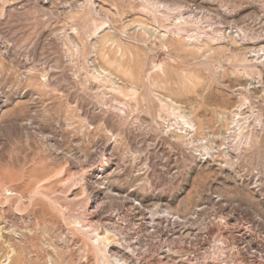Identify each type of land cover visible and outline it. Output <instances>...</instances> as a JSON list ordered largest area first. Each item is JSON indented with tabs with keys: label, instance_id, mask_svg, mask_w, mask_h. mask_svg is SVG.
<instances>
[{
	"label": "rangeland",
	"instance_id": "374dc122",
	"mask_svg": "<svg viewBox=\"0 0 264 264\" xmlns=\"http://www.w3.org/2000/svg\"><path fill=\"white\" fill-rule=\"evenodd\" d=\"M116 240L264 264V0H0V264Z\"/></svg>",
	"mask_w": 264,
	"mask_h": 264
},
{
	"label": "bare ground",
	"instance_id": "6f19581e",
	"mask_svg": "<svg viewBox=\"0 0 264 264\" xmlns=\"http://www.w3.org/2000/svg\"><path fill=\"white\" fill-rule=\"evenodd\" d=\"M113 214V213H112ZM156 218V217H155ZM117 219V218H116ZM140 219V218H139ZM118 220V219H117ZM107 223V222H106ZM109 223V222H108ZM114 224V223H113ZM98 225V224H97ZM98 227V226H97ZM113 230V229H112ZM251 230V229H250ZM249 231V230H248ZM112 233V232H111ZM229 233V232H228ZM242 233V232H241ZM109 231H106V234L105 235H103V236H99L98 237V241L99 240H106L107 242H109L110 241V239H109ZM198 234V233H197ZM245 234V233H244ZM249 234V233H248ZM117 235V234H116ZM243 235V233L240 235V236H242ZM218 236V235H217ZM239 236V235H238ZM245 236V235H244ZM113 237V236H112ZM222 238L224 239V240H226L225 238H226V233L225 234H223V236H222ZM113 239H114V237H113ZM139 239V238H138ZM114 241V240H113ZM117 241V240H116ZM100 242V241H99ZM110 243V242H109ZM115 243V242H114ZM117 244H116V246L117 247H115L118 251V254L117 255H115L116 256V262L118 263V264H132L133 263V261H132V263H131V253L130 252H128V250H130L131 249V251L132 252H135L136 250V247H137V245H131L130 247L128 246V249H121L122 247H120V243L117 241L116 242ZM134 243V242H133ZM111 244V243H110ZM122 244H124V243H122ZM217 245H218V243H217ZM122 246V245H121ZM114 248V247H113ZM124 248V247H123ZM168 248V254L170 255V253L173 251L170 247H167ZM161 251V250H160ZM136 253V252H135ZM166 253V252H165ZM175 253V252H174ZM130 254V255H129ZM168 254H166V255H168ZM168 255V256H169ZM172 255V254H171ZM130 257V258H129ZM171 257V256H170ZM165 258V257H164ZM161 259V258H160ZM261 259V258H260ZM133 260V259H132ZM135 260H136V258H135ZM134 260V261H135ZM162 260V259H161ZM259 260V259H258ZM163 261V260H162ZM182 261V260H181ZM180 260H179V262H181ZM226 262V261H225ZM161 263V262H160ZM139 264V263H138ZM174 264V263H173ZM208 264V263H207Z\"/></svg>",
	"mask_w": 264,
	"mask_h": 264
}]
</instances>
